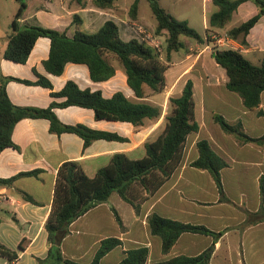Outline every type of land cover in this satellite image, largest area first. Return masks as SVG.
Instances as JSON below:
<instances>
[{
	"label": "crops",
	"instance_id": "obj_1",
	"mask_svg": "<svg viewBox=\"0 0 264 264\" xmlns=\"http://www.w3.org/2000/svg\"><path fill=\"white\" fill-rule=\"evenodd\" d=\"M118 1L113 9L103 10L97 8L93 0H27L20 5L11 0L13 4L0 21V76L34 82L9 81L6 91L12 103L34 109L48 108L54 102L62 103L65 98H55L52 93L60 92L68 82L76 83L82 90H100L106 98L124 88L127 90L124 94L136 100L127 84V75L117 70L112 62L110 64L115 67L116 74L105 82H94L85 63H68L59 76L48 73L43 63L50 56L51 41L46 37L35 42L26 63H15L4 57L12 32L11 24L22 4H25V10L19 20L21 25L66 31L69 37H73L77 31L73 23L75 15L81 18L80 30L86 33H96L111 19L118 25L120 35L126 41L137 38V23L156 28L157 22L153 25L144 22L140 6L137 19L133 20L129 15L130 8L121 7ZM250 2L242 3L237 11ZM254 11L256 15L258 7ZM232 20L224 29L209 28L203 36H211L212 41L205 45L185 40L186 44L191 45V50L196 48V54H186L180 72L169 83L173 87L179 78L184 77L194 83L196 120L200 127L198 132L189 135L181 165L153 193L144 189L139 182L131 185L130 197L138 206V211L132 203L114 192L108 201L73 221L61 243L65 258L90 264L105 238L113 237L119 238L122 243L106 254L101 264H119L127 251L139 247L149 250L147 264H157L179 256L195 257L214 243L210 235L185 233L170 253L164 254L162 240L152 235L148 225V217L156 213L173 220L180 221L181 218V222L194 225H203L205 221L217 224L218 221L230 219L232 222L227 226L209 228L223 233L215 242L210 264H264V195L261 193L264 146L253 142L242 143L235 135L226 133L214 116L221 111L219 115L232 125L240 123L248 136L260 138L264 135V91L260 108L248 110L242 98L227 89L229 78L226 70L216 63L214 57L215 48L237 49L259 65L264 60V16L250 31L246 45L230 37H227L226 44L218 43L215 37H225L229 30L235 28L230 25ZM209 59L214 64L212 70L205 68L204 62ZM198 64H202V68L195 74ZM39 76L46 77L53 89L36 84ZM198 92L202 99L200 112L197 111ZM54 112L62 124H83L95 130L117 133L126 140H97L85 147L84 140L75 133L52 132L48 119L27 118L19 121L11 135L16 147L6 148L0 153V179H11L33 171H38V174L18 177L11 185L0 186V244L18 253V260L12 263L0 255V264H39V259L48 256L50 243L45 225L52 211L58 172L64 163L78 162L88 176L94 177L117 153H124L132 160L143 158L146 143L158 139L166 126L165 117L146 120L140 127L125 122L97 120L92 109L79 106L56 107ZM201 140H207L215 152L227 161L228 166L221 170L222 185L226 174L236 177L239 184L236 196L228 194L224 186L223 194H220L211 173L191 165L199 157L197 144ZM207 185L213 187L208 189ZM23 192L32 196L35 203L23 200ZM227 207H231V213ZM114 210L121 217L124 230H121Z\"/></svg>",
	"mask_w": 264,
	"mask_h": 264
},
{
	"label": "trees",
	"instance_id": "obj_2",
	"mask_svg": "<svg viewBox=\"0 0 264 264\" xmlns=\"http://www.w3.org/2000/svg\"><path fill=\"white\" fill-rule=\"evenodd\" d=\"M116 1L93 0V4L99 9L109 10L114 8ZM147 1L157 22L155 37H165L168 61H171L174 52L187 48L185 40L183 41L185 37L203 45L211 42L208 35L204 37L192 28L188 21L178 20L169 13L161 5L163 0ZM246 1L254 2L259 12L227 32L228 37L246 45L245 41L250 31L264 16V0H213L218 10L210 16V27L224 29L239 6ZM139 2L140 0H135L130 7L129 15L133 20L137 19ZM24 10L25 4H22L11 24L12 32L4 53L5 59L15 63H26L35 42L41 37H46L51 41L50 56L43 63L48 73L59 76L63 74L68 63H85L94 82H105L110 81L116 74L115 67L110 64L111 56L125 68L127 84L136 100L130 99L120 91L106 98L100 90H82L76 83L68 82L60 92L52 93L55 98H65L64 102H54L45 109L21 107L10 100L6 84L11 80L27 84L34 82L0 76V153L6 148L16 147L11 136L13 129L19 121L27 118L48 119L52 132L75 133L84 140L85 147L97 140L121 142L126 140L117 133L95 130L83 124H62L54 112L56 107L88 108L94 111L97 120L125 122L136 127L143 126L146 120H159L162 117V108L145 100L147 89L160 93L166 87V72L169 65L162 61L156 48L137 38L128 41L122 39L118 25L111 19L96 33H86L80 30L82 20L75 15L73 23L77 31L73 37H69L66 31L39 25H21L19 20ZM214 50L216 63L226 70L229 78L227 89L238 94L248 110L260 108L261 95L264 91V60L256 65L240 50L230 48ZM35 83L49 89L54 87L44 76H39ZM183 89L180 96L170 98L172 111L165 117V129L158 139L146 143V154L143 158L132 160L124 153H117L107 166L98 170L94 177L88 176L83 167L75 161L66 162L60 167L54 189L52 211L45 225L50 243L49 254L45 259H39V264H82L65 258L61 249V243L73 221L108 201L114 192H118L125 200L132 203L138 211V206L130 197L131 185L139 182L144 189L153 193L178 169L183 161L189 135L198 132L200 127L196 120L193 81L187 80ZM214 116L226 133L235 135L242 143L253 142L264 146V135L260 138H252L244 132L240 123L232 125L223 116L219 114ZM197 148L199 157L191 165L201 170L207 169L213 176L220 194H223L221 170L228 166L227 161L215 152L207 140L199 141ZM37 174L38 171H33L21 173L11 179H0V186L11 185L18 177ZM261 193L264 195V181L261 182ZM21 194L23 200L35 203L29 194L25 192ZM113 213L121 230H124L121 217L116 210ZM148 225L152 235L162 240L164 254L170 253L178 239L185 233L210 235L214 240V243L198 256H179L157 264H210L215 242L223 234L212 231L204 225L184 223L156 213L148 217ZM121 243L119 238H105L90 264H101L102 258ZM0 255L11 263L18 260V253L1 244ZM148 259V248L139 247L127 251L119 264H147Z\"/></svg>",
	"mask_w": 264,
	"mask_h": 264
},
{
	"label": "rangeland",
	"instance_id": "obj_3",
	"mask_svg": "<svg viewBox=\"0 0 264 264\" xmlns=\"http://www.w3.org/2000/svg\"><path fill=\"white\" fill-rule=\"evenodd\" d=\"M15 2L19 3V5L27 0H14ZM135 0H119L118 4L121 7H131L132 4L134 3ZM11 3L13 4V2H11V0H0V21L1 19L5 16V12L9 10ZM252 3V4H251ZM161 5L169 12L171 13L176 19L178 20H186L189 21V25L196 29L200 34L205 35L207 30L210 27L209 25V19L210 16L212 15L213 12H215L218 8L217 6L214 4L213 0H163L161 2ZM140 12H141V16L142 19L144 20V22L153 25L156 23V19L154 18V16L152 15V10L150 8V5L148 3L147 0H140ZM257 7V5L254 2H250L247 5L242 6V8H240V10H238L233 17L232 23L230 24L231 27L233 26H239L240 24H243L244 22H246L251 16H253L255 14V8ZM137 25H141L142 27H144V29L147 31L146 34H138L137 35V40L140 41H145L148 44H152L154 42L159 43L160 47H157V51L159 52L160 58L162 59L163 62L166 63V65L168 66V70L166 72V76L168 81H166V87L164 89H162V92H153L150 89L146 90L147 93V98L146 100L148 101V99L150 100L149 102L157 105L158 107L162 108V117H166L167 114H170L172 111V106L170 103V98L172 97H178L181 95L182 90H184V82H186V80L188 79V77H184V78H179V80L177 81L178 83H175L173 87H170V81L173 77H175L181 70L182 68V62L183 60H185L186 58V54H196V48L194 49H190V44H187V48L184 50H181L179 52H174L172 55V59L171 61L167 60V55H166V42H165V37L161 36L156 38L155 37V29H153L151 26L146 25L144 23H137ZM148 35H151L152 38L148 37ZM211 39V36H209ZM126 39H128V37L125 36ZM184 40H188V41H193L190 38H183ZM212 41V39H211ZM196 41H193V44H196ZM198 44V43H197ZM109 60L112 62V64L116 67L117 70H121L123 71L125 74V68L123 67L122 64H120V62H118L115 58L113 57H109ZM210 60V59H209ZM209 60H207L206 62H204L205 68L212 70L214 64H212L211 60L209 62ZM173 62L177 63V65H170ZM190 62V60L188 61ZM202 62V64H203ZM202 64H198V66L196 67L195 70V74L199 73L201 68H202ZM168 84V86H167ZM120 92L123 93H127V90H125L124 88H121L119 90ZM226 93V92H225ZM196 101L198 102L197 105V111L200 112L201 109V105H202V99L200 97L199 92L197 93V98ZM221 111H219L220 114ZM161 117V118H162ZM237 169V168H236ZM235 172H237V170H235ZM234 172V173H235ZM236 177L232 176L230 173L226 176H224V182H223V186H224V190L227 191L228 194L231 193L232 196H236V194H238V186L239 184L236 181ZM246 186L251 187L252 185L247 184ZM213 186L211 185H207L208 189H211ZM243 206V205H242ZM245 208V207H244ZM227 211H229V213H231V207H227L226 208ZM242 210V209H241ZM180 220H182L180 218ZM232 222V220L228 219V220H223V221H218L217 224L216 222L212 221H205L203 223V225H205L208 228H215L217 226H227L228 224H230Z\"/></svg>",
	"mask_w": 264,
	"mask_h": 264
},
{
	"label": "built area",
	"instance_id": "obj_4",
	"mask_svg": "<svg viewBox=\"0 0 264 264\" xmlns=\"http://www.w3.org/2000/svg\"><path fill=\"white\" fill-rule=\"evenodd\" d=\"M135 30L138 34H141V35L142 34L144 35L147 33V31L141 25H136ZM148 37L152 38L151 35H148ZM227 37H228V35H226L225 37H221V38L215 37V40H217V42L220 44H226L227 43V41H226ZM150 45L153 46L154 48L160 47L159 43H157V42H154L153 45L152 44H150Z\"/></svg>",
	"mask_w": 264,
	"mask_h": 264
},
{
	"label": "water",
	"instance_id": "obj_5",
	"mask_svg": "<svg viewBox=\"0 0 264 264\" xmlns=\"http://www.w3.org/2000/svg\"><path fill=\"white\" fill-rule=\"evenodd\" d=\"M214 56H215V54H214Z\"/></svg>",
	"mask_w": 264,
	"mask_h": 264
}]
</instances>
